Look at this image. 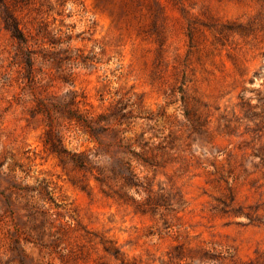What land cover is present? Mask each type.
<instances>
[{
  "label": "rangeland",
  "instance_id": "374dc122",
  "mask_svg": "<svg viewBox=\"0 0 264 264\" xmlns=\"http://www.w3.org/2000/svg\"><path fill=\"white\" fill-rule=\"evenodd\" d=\"M14 4L36 81L0 17V264H264V0ZM67 89L146 160L142 189L118 198L45 147L28 110Z\"/></svg>",
  "mask_w": 264,
  "mask_h": 264
},
{
  "label": "trees",
  "instance_id": "16d2710c",
  "mask_svg": "<svg viewBox=\"0 0 264 264\" xmlns=\"http://www.w3.org/2000/svg\"><path fill=\"white\" fill-rule=\"evenodd\" d=\"M15 0H0V17L3 28L9 33L16 43V52L12 63H22L23 76L31 86L36 79L33 75V51L28 48V37L20 24L16 14L17 4ZM49 37V41H50ZM62 79L66 82L65 74ZM33 87V86H32ZM33 104L28 112L30 117L40 116L44 122L43 143L45 147L55 155L61 165H72L78 170L87 171L100 185L107 186L112 195L118 198L127 197L128 189L136 191L143 187L142 181L138 178L131 161L133 157L141 159L136 151L126 143L121 135L120 129L104 126L107 121L106 114H99L96 117L81 112L79 109L80 99L76 91L67 89L64 93H54L35 96ZM115 114L114 120L119 123ZM66 122L81 130L94 143L93 149L83 151L67 149L63 144L60 124ZM108 136L109 139H105ZM111 137V138H110ZM116 162V165L112 164ZM145 203L152 209L158 208L164 203L161 195H152L149 188H145ZM131 201H134L131 198Z\"/></svg>",
  "mask_w": 264,
  "mask_h": 264
}]
</instances>
